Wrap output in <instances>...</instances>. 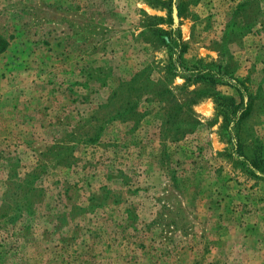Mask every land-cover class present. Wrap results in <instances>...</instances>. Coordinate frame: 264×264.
I'll list each match as a JSON object with an SVG mask.
<instances>
[{
  "label": "rangeland",
  "instance_id": "rangeland-1",
  "mask_svg": "<svg viewBox=\"0 0 264 264\" xmlns=\"http://www.w3.org/2000/svg\"><path fill=\"white\" fill-rule=\"evenodd\" d=\"M168 1L0 0V264H264V0Z\"/></svg>",
  "mask_w": 264,
  "mask_h": 264
},
{
  "label": "trees",
  "instance_id": "trees-1",
  "mask_svg": "<svg viewBox=\"0 0 264 264\" xmlns=\"http://www.w3.org/2000/svg\"><path fill=\"white\" fill-rule=\"evenodd\" d=\"M175 3L178 7V10H179V15L182 13V0H169L168 1V4H170V6ZM172 7V6H171ZM172 10V8H170ZM172 41V39H171ZM174 41V39H173ZM0 52L3 51L7 45H8V41L6 40H1L0 39ZM237 89L241 95V98L244 99V89L242 86H237ZM219 100V101H218ZM231 102H230V106L232 105V103L235 102V99L234 98H231L230 99ZM217 103L218 104H221V106H225V103L220 101V97L216 99ZM235 104V103H234ZM246 110L247 108L244 109V111H242L240 113V115H238L237 119L240 120L245 114H246ZM247 161V160H246ZM247 170L249 171L250 174H257L258 171H260L263 175H264V150H260L257 152V157L254 161H248L247 163ZM262 176V175H260Z\"/></svg>",
  "mask_w": 264,
  "mask_h": 264
}]
</instances>
